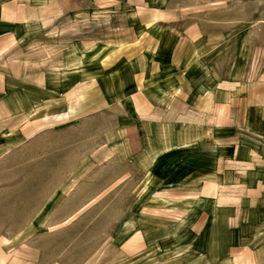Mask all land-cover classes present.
Instances as JSON below:
<instances>
[{"label": "crops", "instance_id": "crops-1", "mask_svg": "<svg viewBox=\"0 0 264 264\" xmlns=\"http://www.w3.org/2000/svg\"><path fill=\"white\" fill-rule=\"evenodd\" d=\"M191 8L0 0V174L56 168L42 182L57 191L64 166L79 169L99 150L121 163L139 198L185 201L174 209L191 217L199 201L205 222L181 225L206 263L264 264V46L250 43L242 65L234 38L225 67L210 59L224 49L203 45ZM25 209H0V264H64L33 245L44 208Z\"/></svg>", "mask_w": 264, "mask_h": 264}, {"label": "rangeland", "instance_id": "rangeland-1", "mask_svg": "<svg viewBox=\"0 0 264 264\" xmlns=\"http://www.w3.org/2000/svg\"><path fill=\"white\" fill-rule=\"evenodd\" d=\"M180 2L192 6L191 21L200 28L203 45L210 52L224 49L223 57L219 53L210 59L223 58L225 67L233 59L234 38H241L242 65L248 64L245 49L250 43L264 46V0ZM96 152L101 154L100 158L83 160L80 170L66 164L60 171L66 182L57 191L56 183L42 181L48 175L53 180L59 169H42L34 163L11 173L1 172L0 209H16L25 215V208L36 210L41 204L43 216H34L32 222L45 223V228L34 233L33 245L42 243V250L50 255L63 254L64 264H209L201 256V248L185 245L189 237L181 225L185 217L189 221L193 218L194 226L205 222L197 213L199 201H192L191 217L189 210V216H185L184 210L174 209L175 204L185 201L139 198L136 184L124 183L120 177H124L121 163L99 150ZM118 178L122 180L112 183ZM44 195L50 199L41 200ZM26 197L34 198L28 201ZM58 219L63 220L62 224L52 226ZM195 234L193 240L197 238Z\"/></svg>", "mask_w": 264, "mask_h": 264}]
</instances>
